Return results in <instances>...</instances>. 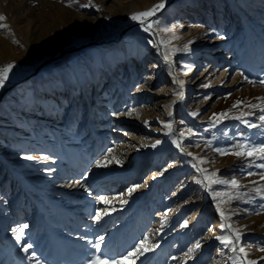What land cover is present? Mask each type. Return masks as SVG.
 Masks as SVG:
<instances>
[{"label": "rangeland", "instance_id": "rangeland-1", "mask_svg": "<svg viewBox=\"0 0 264 264\" xmlns=\"http://www.w3.org/2000/svg\"><path fill=\"white\" fill-rule=\"evenodd\" d=\"M160 2L0 0V68L14 65L0 87V264H86L100 236L109 259L148 236L158 246L136 264H233L239 247L264 264V199L250 191L264 161L231 154L264 143V0H164L149 31L120 34ZM177 75L186 92L173 119ZM212 172L240 187L196 183ZM221 223L242 233L235 252L215 239L232 235Z\"/></svg>", "mask_w": 264, "mask_h": 264}, {"label": "snow or ice", "instance_id": "snow-or-ice-1", "mask_svg": "<svg viewBox=\"0 0 264 264\" xmlns=\"http://www.w3.org/2000/svg\"><path fill=\"white\" fill-rule=\"evenodd\" d=\"M74 2V0H73ZM89 6H95L92 4V0H89V3L87 5H83V7H89ZM164 0H161V2L159 4L154 5L152 8L148 9L147 11L144 12H138V13H134L131 16L132 20H137L141 23V26L144 27V31H149L152 28V24L148 23L147 26H144V22L151 16L155 15V13L157 11H159L160 9L164 8ZM5 19V17L3 15H0V21H3ZM7 25L5 24H0V28H6ZM162 31H169V29L164 28L162 29ZM221 39H223V37H220ZM191 43V41L189 42ZM188 49V45H185V50ZM167 58V57H165ZM14 65L12 63H9L5 66H3L2 68H0V87H3L5 82L8 80L9 78V73L11 72V70L13 69ZM245 81H248L249 83H254L253 81L248 80V77L246 75H244L243 73L240 74ZM260 84H264V79H261L259 81ZM261 99L262 103H264V98H258ZM241 102L237 101L235 104H233V108L237 107ZM250 107L252 108H257L258 106L255 104L250 105ZM260 111L262 113H264V107L260 108ZM169 115H171V113H169ZM195 115V114H194ZM216 115V114H214ZM248 115H251V113H248ZM227 113H220L219 117H226ZM219 117L217 119V122H219ZM235 119H240V117H235ZM259 120L261 121V126H264V114L259 116ZM245 124L248 125V127H257V125L254 124H250L248 121H243ZM147 124V121L145 122ZM165 127L169 130V132H172V124L169 122L167 124H165ZM181 135H183V133H181ZM160 143L159 140L156 141V144H153L152 147H155L156 145H158ZM173 144H176L177 147H180V144L177 140H173ZM234 149H237L235 151H233L231 154L235 155L237 157H249L252 158L253 160H259V161H264V143L259 144V145H252V144H236L233 145ZM217 152H219L220 154L224 155V154H228L225 152V150L222 149H216ZM188 155H191V153H188ZM25 159H33L32 156H26ZM111 161H106L105 163H101L100 161H97V166L98 167H104L107 166V163H110ZM206 161H204L203 159L199 160V163L203 164ZM193 167H196V165H193ZM256 168L259 169H264V162L262 163H256L255 164ZM199 172L202 173H207L206 169L203 168H198L197 169ZM249 176L254 175V173L252 172H248L247 173ZM257 175L260 176L261 180H264V172L261 173H256ZM216 173L212 172L210 174H205L204 179L200 180L197 179L196 183L198 184H204L205 181H207L209 184H216V183H220V184H231L233 187L235 188H239L240 185L238 184V182L235 179L232 180H222V179H213V177H216ZM79 183V181H77ZM255 183V182H253ZM139 187V185H136L134 187H131L127 190V195L131 196L132 193L135 191V188ZM251 192H254L257 196H260L262 199H264V185L255 187L250 189ZM246 195V194H244ZM237 198H241V197H237ZM101 202L106 203L107 201L105 200L104 197H100ZM126 202V201H124ZM261 208H264V205H261ZM216 211L219 213L221 220H225L227 217L225 215V212L219 207V205H217ZM105 214H107V212H105ZM94 219L96 221H99L101 219V214L99 211H97ZM164 221H161V227H163L164 225ZM187 222L185 221V224L181 225V227L186 226ZM28 227V225L24 224L21 225L17 228L13 229V235L15 236V239L17 240V242H20L23 239L24 236V230ZM221 229H225L227 228L232 235H217L215 237L216 240H218L222 245H224L225 247H229L232 246L231 250L233 252L236 251V246L239 245L241 243L242 240V233H240L239 230L233 229L232 225L228 224H224L221 223L220 225ZM209 231H212L211 228L208 229ZM149 237L148 236H144L140 243L136 244L132 249H130L129 251H127V253L120 255L117 258H112L109 259L107 258L106 255H102V248H101V244L103 243L104 237L100 236L96 239L95 242H90L92 247L95 249V253L92 258L88 261H86V264H136V260L144 255L145 252H149V251H153L158 245L155 244H150L148 243L149 241ZM32 247L31 244H22L21 246V250L25 253H28L29 249ZM200 247V243L197 242L194 247H190L188 249V251L185 253V256L191 258V254L194 252L195 249H198ZM259 251L264 252V248H260ZM239 252L241 254H243L242 256H236V257H229V259L233 260V264H236V261H239V264H258L257 260H252V259H247L248 257V253L245 251L244 247H239ZM28 259L32 260L35 259V254L33 253L31 256L28 257ZM173 259H176V257H173ZM260 261H264V256H261L259 258ZM36 264H40L39 260H36ZM181 264H184V262H181Z\"/></svg>", "mask_w": 264, "mask_h": 264}, {"label": "water", "instance_id": "water-1", "mask_svg": "<svg viewBox=\"0 0 264 264\" xmlns=\"http://www.w3.org/2000/svg\"><path fill=\"white\" fill-rule=\"evenodd\" d=\"M150 19H151V17H149V18L144 22V24H146ZM138 25H141V23H140L139 21H137V22H132V23L129 24L128 27H125L124 29H122V31L120 32V34L122 35V34L128 32L129 30L135 28V27L138 26ZM94 44H96V43H95V42H89V43H87V44L80 45V46L75 47V48H72V49H68V50H63V49H61V52H62V53H69V52H71V51H78V50L80 51V50H82V49H86V48H88L89 46L94 45ZM53 58H54V54L52 53V54L50 55V57L47 58V59H45V60H44V61H43V62H42V63H41L36 69H35L34 73H32L31 75L35 74V73L40 69V67H42L43 65H45L46 63H48V62H49L50 60H52ZM31 75H29V76H27V77H23L22 79H20V81L25 80L26 78H29ZM6 90H7V89H6ZM4 92H5V91H3V92L1 93L0 98L3 96ZM177 108H178V103H176V105H175V109H174V111H173V119L176 118ZM173 125H174V123H173ZM175 133H176V132H175ZM180 150H181V151H182V152H183L188 158H190V159L195 163V161H194V159L192 158L191 155H188V153H187L186 151H184L182 148H181Z\"/></svg>", "mask_w": 264, "mask_h": 264}, {"label": "bare ground", "instance_id": "bare-ground-1", "mask_svg": "<svg viewBox=\"0 0 264 264\" xmlns=\"http://www.w3.org/2000/svg\"><path fill=\"white\" fill-rule=\"evenodd\" d=\"M189 27H193L195 26V22L194 21H191L189 20ZM168 58V57H167ZM169 59V58H168ZM168 68V71H169V67L166 66ZM166 68V69H167ZM184 75H177L176 77V82H177V85L174 87V97H173V102L174 103H177L178 99L180 98V94H184L186 92V90L183 88L182 86V77Z\"/></svg>", "mask_w": 264, "mask_h": 264}]
</instances>
